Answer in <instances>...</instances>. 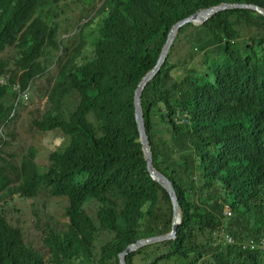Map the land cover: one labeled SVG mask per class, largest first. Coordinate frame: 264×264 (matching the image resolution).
Segmentation results:
<instances>
[{
  "label": "trees",
  "instance_id": "16d2710c",
  "mask_svg": "<svg viewBox=\"0 0 264 264\" xmlns=\"http://www.w3.org/2000/svg\"><path fill=\"white\" fill-rule=\"evenodd\" d=\"M79 1L73 20L66 0H0V153L19 95L53 70L30 121L62 137L43 164L33 148L16 163L0 154V264H119L127 244L168 232L172 205L146 169L134 89L178 20L223 2L264 8V0ZM74 29L80 41L70 49ZM141 105L153 166L172 183L180 220L175 238L126 263L264 264V16L233 8L182 26ZM47 198L64 202L63 216ZM32 199L42 249L16 216V202ZM250 240L263 245L243 247Z\"/></svg>",
  "mask_w": 264,
  "mask_h": 264
},
{
  "label": "rangeland",
  "instance_id": "374dc122",
  "mask_svg": "<svg viewBox=\"0 0 264 264\" xmlns=\"http://www.w3.org/2000/svg\"><path fill=\"white\" fill-rule=\"evenodd\" d=\"M80 4L79 0H66V5L68 8V14L73 16V20L79 14L78 5ZM64 17V16H63ZM85 24V21H78L77 28H80L81 25ZM73 25L76 24L75 21L72 22ZM89 26L87 27V29ZM75 29L71 31V39L69 40L70 49H74L79 41L80 37L78 35V30L75 32ZM84 31L81 36H84ZM66 37V35H65ZM88 39V37H85ZM7 54L11 55L7 50ZM6 54V55H7ZM197 56L195 61L198 59ZM55 68V67H54ZM56 69V68H55ZM55 70L52 71L49 80H47L46 75H43L33 81L30 88V93H28L27 99L22 101V105L18 107L17 117L8 127V133H12L10 144L2 148L1 155L2 157L9 161L16 163L21 154L26 153L28 149L33 148L37 150V161L39 163H46V151L51 150L56 147L58 141L62 140V137L59 133L56 132H46L40 133L35 129L30 121V118L37 115L39 112H42V106L44 103V98L41 96V93L44 92L45 88L53 81ZM39 94V95H38ZM51 204V209L53 206L59 208L58 212L53 214L57 216H63V205L64 202L58 198L46 199ZM32 203H20L16 202L19 208V211L16 213L17 218L22 222L23 225V234L25 240L30 243L33 247L42 249L41 239L38 236V230L34 226V222L41 214L38 212L37 215H32L31 209L34 207L38 209L36 204L39 203V199H32ZM46 213V210H42Z\"/></svg>",
  "mask_w": 264,
  "mask_h": 264
},
{
  "label": "water",
  "instance_id": "95a60500",
  "mask_svg": "<svg viewBox=\"0 0 264 264\" xmlns=\"http://www.w3.org/2000/svg\"><path fill=\"white\" fill-rule=\"evenodd\" d=\"M233 8H247L256 11L257 13L264 16V8L258 6L253 3H238V2H223L217 4L215 6H211L205 9H198L188 16L178 20L175 22L169 29L166 39L160 49V52L157 56V60L155 64L141 77L139 82L137 83L134 89L133 95V104H134V113H135V120L137 123V129L139 134V141L141 143L144 159L146 162V169L148 171L149 176L159 183L168 193L170 202L172 205V219H171V226L168 232L164 234L152 235L144 238H139L134 242H131L126 245V247L118 254V261L119 264H127L126 263V255L137 250L138 248L152 244L156 242H160L167 239H173L176 237L177 234V225L179 223V207H178V200L174 190L172 183L168 180V178L162 174L160 171L154 168L152 162V155L150 151V145L147 138L144 120H143V113H142V105H141V94L144 86L147 82L153 78V76L157 73L160 66L162 65L163 61L166 58V54L174 40V37L178 30L186 25V24H199L203 23L211 16L216 14L219 11L226 10V9H233Z\"/></svg>",
  "mask_w": 264,
  "mask_h": 264
},
{
  "label": "built area",
  "instance_id": "2783aa9c",
  "mask_svg": "<svg viewBox=\"0 0 264 264\" xmlns=\"http://www.w3.org/2000/svg\"><path fill=\"white\" fill-rule=\"evenodd\" d=\"M14 89L18 91V93L21 92L20 88L18 87V85H15L14 86ZM28 97V91L27 90H24L20 95H19V98L21 99H27ZM225 238L228 240V241H232V239L228 236H225ZM263 244L262 243H256L254 242L253 240H250V241H247V242H243V247H250V248H254V247H260L262 246Z\"/></svg>",
  "mask_w": 264,
  "mask_h": 264
},
{
  "label": "bare ground",
  "instance_id": "6f19581e",
  "mask_svg": "<svg viewBox=\"0 0 264 264\" xmlns=\"http://www.w3.org/2000/svg\"><path fill=\"white\" fill-rule=\"evenodd\" d=\"M135 114V113H134Z\"/></svg>",
  "mask_w": 264,
  "mask_h": 264
},
{
  "label": "clouds",
  "instance_id": "9594fccd",
  "mask_svg": "<svg viewBox=\"0 0 264 264\" xmlns=\"http://www.w3.org/2000/svg\"><path fill=\"white\" fill-rule=\"evenodd\" d=\"M1 81V80H0Z\"/></svg>",
  "mask_w": 264,
  "mask_h": 264
}]
</instances>
